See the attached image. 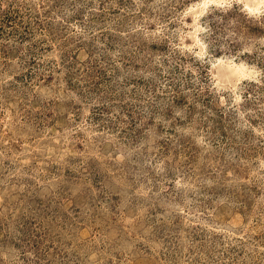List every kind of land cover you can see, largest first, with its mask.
I'll return each mask as SVG.
<instances>
[{
	"label": "rangeland",
	"instance_id": "374dc122",
	"mask_svg": "<svg viewBox=\"0 0 264 264\" xmlns=\"http://www.w3.org/2000/svg\"><path fill=\"white\" fill-rule=\"evenodd\" d=\"M0 264H264V0H0Z\"/></svg>",
	"mask_w": 264,
	"mask_h": 264
}]
</instances>
